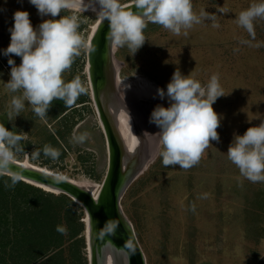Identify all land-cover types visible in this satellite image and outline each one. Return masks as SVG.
Instances as JSON below:
<instances>
[{
  "label": "rangeland",
  "instance_id": "obj_1",
  "mask_svg": "<svg viewBox=\"0 0 264 264\" xmlns=\"http://www.w3.org/2000/svg\"><path fill=\"white\" fill-rule=\"evenodd\" d=\"M258 2L192 0L194 12L215 13L214 22L219 27H213L212 20H204L187 30V35L183 32L174 35L160 25L149 23L144 32L146 41L134 56L126 46L117 48L111 44L109 59L119 94L121 82L134 85L140 79L166 91L177 69L202 85L216 74L225 93L213 105L221 117L217 129L219 142H211L198 164L182 169L162 164L160 129L149 122L153 109L157 105L168 107V102L146 96L147 93L139 96L136 87L131 90L132 95L139 96L135 104L141 116L137 115L144 118L146 129L152 124L157 135L149 141L154 155L147 165L143 164L120 200L123 216L135 234L146 264H264V182L253 183L241 176L226 153L234 134L243 135L247 128L264 121V19L254 21V36L236 21L242 10ZM121 3L127 5L133 0H121ZM89 4L76 3L62 10L60 16L77 17L78 31L90 47L101 17L91 8L81 10ZM17 10L29 12L33 27L53 19L41 17L29 0H0V123L21 134L22 142L31 149L24 156L18 152L14 160L83 184L96 195L107 174L108 149L92 96L89 47L81 51L70 70L64 73L65 81L79 76L85 83L88 91L81 95L85 103H74L62 115L49 109L47 117L42 119L25 101L24 110L9 121L10 101L20 93H11L5 87L10 79V57L4 56L3 50L10 43L9 29ZM11 58L17 65L21 63L20 57ZM72 124L73 128L62 129ZM57 128L62 133H71L54 148L59 155L65 152L67 156L63 160L45 156L39 159L33 153L45 145L43 133H56ZM85 133L86 138L80 140ZM45 163L48 165L44 166ZM80 208L77 217L85 226L80 236L84 239L80 257L84 264L85 261L92 264L88 215ZM63 258L65 264H73L69 244L64 247Z\"/></svg>",
  "mask_w": 264,
  "mask_h": 264
},
{
  "label": "clouds",
  "instance_id": "obj_2",
  "mask_svg": "<svg viewBox=\"0 0 264 264\" xmlns=\"http://www.w3.org/2000/svg\"><path fill=\"white\" fill-rule=\"evenodd\" d=\"M83 0H29L43 20L33 27L30 14L17 10L13 14L14 24L9 29L10 43L3 55L10 57V79L5 87L14 95L9 105V121H12L25 108V101L40 118H46L54 100H61L65 106H72L79 96L88 89L79 76L65 81L64 73L70 70L75 58L89 47L80 35L77 17L60 16ZM96 5L99 6L97 9ZM92 11L109 22L107 39L117 48L127 47L134 56L144 45L145 29L149 23L162 26L174 35L187 30L204 20L215 21V13L201 10L194 12L192 0H133L129 8L121 0H91L82 11ZM60 16L59 19L55 17ZM264 19V0L251 4L236 17L237 24L254 36V21ZM213 27L219 24L213 23ZM12 55L21 58L16 64ZM194 58V57H193ZM230 94V93H229ZM161 100L167 98L168 107L157 105L149 118L160 131L162 164L165 167L179 166L189 169L199 163L211 142L220 140L217 129L221 117L213 105L218 98L225 96L219 77L213 74L206 85L175 70L166 91L157 89ZM130 117V116H129ZM87 134L79 139L84 140ZM23 136L8 130L0 123V175L12 171L13 161L23 149L20 142ZM44 154L55 159L59 152L50 145L44 146ZM229 161L234 164L241 176L253 183L264 182V121L258 126L247 128L243 135H235L227 150ZM34 155H38L37 150ZM13 179L12 185L15 186ZM64 232L65 229L58 228Z\"/></svg>",
  "mask_w": 264,
  "mask_h": 264
},
{
  "label": "water",
  "instance_id": "obj_3",
  "mask_svg": "<svg viewBox=\"0 0 264 264\" xmlns=\"http://www.w3.org/2000/svg\"><path fill=\"white\" fill-rule=\"evenodd\" d=\"M126 6L132 8L133 3ZM108 31L109 22L101 18L91 37L88 51L89 76L93 97L109 153L107 174L97 195L90 192L82 184L15 160L12 171L4 175L18 178L47 193L65 195L84 208L88 215L87 233H90V236L88 234L87 236H89L88 244L91 246L92 264H102L101 250H104V257L106 258L104 264H146L135 234L123 216L120 200L127 186L138 175L143 164L149 163L155 151L154 147L149 148V150L145 147L142 129L138 128L137 133H134L139 139L136 156L129 158V163L123 169L124 148L121 141H118L117 135L113 133L112 125L101 103L102 94L105 92L102 89L105 81L104 75H107L114 82V71L111 59H109L111 41L107 39ZM111 85L115 87V83H111ZM122 115L123 113L120 116ZM129 116L130 118L133 117L130 112ZM45 187L53 188L58 193L47 191Z\"/></svg>",
  "mask_w": 264,
  "mask_h": 264
},
{
  "label": "trees",
  "instance_id": "obj_4",
  "mask_svg": "<svg viewBox=\"0 0 264 264\" xmlns=\"http://www.w3.org/2000/svg\"><path fill=\"white\" fill-rule=\"evenodd\" d=\"M82 102L84 99L79 96L75 103ZM68 107L63 101L54 100L50 110H58L62 115ZM73 126L61 127L66 130ZM60 130L43 133L46 138L44 144L54 149L66 141L71 133ZM25 144L20 142L21 156L31 150L30 145ZM45 145L38 148L39 159L43 156L51 158L44 154ZM66 156L62 152L57 159L63 160ZM13 179L17 181L14 187L11 186ZM78 209L80 206L65 195L56 196L18 178L0 175V264H65L66 244H69L72 263L84 264L80 257L84 239L80 236L85 226L77 217ZM65 226L64 232L58 230Z\"/></svg>",
  "mask_w": 264,
  "mask_h": 264
},
{
  "label": "flooded vegetation",
  "instance_id": "obj_5",
  "mask_svg": "<svg viewBox=\"0 0 264 264\" xmlns=\"http://www.w3.org/2000/svg\"><path fill=\"white\" fill-rule=\"evenodd\" d=\"M104 79H105V81H104V84L102 85V89H103V91H105L104 92L105 95L102 94L101 103H102L103 109L105 110V113L107 114L109 121L112 125L113 133H115V135H117V137L119 138L118 141H121V143L123 145L125 158H124V162H123L122 166L124 169V167H126V164L129 163L128 159L132 158L134 155L136 156L137 149L139 146V143H138L139 139H137V137H136V135H134V133H137L138 128L142 129L141 131L143 132L142 135L144 136V139H145V147H147L148 150H149V148H152V144L150 145L151 142H149L152 138L151 136L157 137V135L155 134L154 126L152 124H149L147 126V129H146L145 128L146 126H144V123H143L144 118L138 116V115H140L139 107H137L135 103H136V100L138 101L139 99H136V100L127 99L121 88H120L121 94H119L118 90L116 88L117 86L112 87L111 83H114V82L112 81L111 78H109L107 75L106 76L104 75ZM92 96H93V91H92ZM93 99H94V97H93ZM127 101H128V103H127ZM130 103H131V105H130ZM96 108H97V106H96ZM97 112H98V110H97ZM129 112L133 115L132 118L129 117ZM122 113H123V115H122L123 117L120 116ZM119 120L121 122V125L123 124L124 127L126 126V129H128L129 133L131 134L130 135V141H128V142L123 137V133H122L121 128H120ZM127 122H128V124H127ZM148 131H150V132H148ZM107 149H108V144H107ZM108 165H109V153H108ZM100 254H101V257L103 258L101 263L104 264L106 261V258L104 257L105 256L104 250H101Z\"/></svg>",
  "mask_w": 264,
  "mask_h": 264
},
{
  "label": "bare ground",
  "instance_id": "obj_6",
  "mask_svg": "<svg viewBox=\"0 0 264 264\" xmlns=\"http://www.w3.org/2000/svg\"><path fill=\"white\" fill-rule=\"evenodd\" d=\"M89 2V1H88ZM88 2H86V0H83V5H87L89 4ZM87 3V4H86ZM77 4H79L77 2ZM98 6V5H96ZM112 44V43H111ZM112 77V75H111ZM132 84V83H131ZM130 83H123L121 82V88H122V91L125 95V97L127 99H133V100H136L139 96H143L145 93H147L148 95L146 96H149L151 98H155V99H158V95H157V87L154 86L152 83L148 82L147 80H138V82L134 85H131ZM133 87H136V89L138 90L137 94L139 95L138 97L136 95H132L131 93V90ZM122 93V94H123ZM165 101L168 102L167 98L164 99ZM131 101V100H130ZM137 101V100H136ZM134 102V101H133ZM128 103V101H127ZM131 105V103H130ZM113 112V111H112ZM119 123H120V120H119ZM120 128H121V131L123 133V137L125 138V140L128 142L130 141V133H129V130L126 129V126L124 127V125H121L120 123ZM125 128V129H124ZM151 129V128H150ZM149 130V129H148ZM149 132V131H148ZM154 133V132H153ZM130 144V143H129ZM130 149V148H129ZM60 177V176H59ZM83 185V184H82ZM45 190L47 191H53V192H56L58 193L56 190H54L53 188H50V187H45ZM97 195V194H96ZM87 224H88V221H87ZM89 236H90V233H87ZM88 236V237H89ZM90 240V239H89ZM89 248L91 249V246H89ZM91 251V250H90Z\"/></svg>",
  "mask_w": 264,
  "mask_h": 264
}]
</instances>
